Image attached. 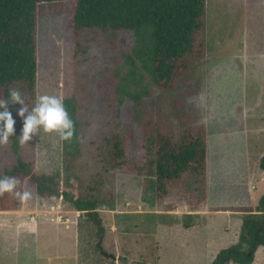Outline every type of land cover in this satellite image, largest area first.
<instances>
[{"label": "rangeland", "instance_id": "obj_1", "mask_svg": "<svg viewBox=\"0 0 264 264\" xmlns=\"http://www.w3.org/2000/svg\"><path fill=\"white\" fill-rule=\"evenodd\" d=\"M75 6V0L39 6L35 98L22 97L31 110L41 95L65 99L78 91V157L65 163V143L55 133L41 131L21 144L20 106L14 105L18 149L11 137L0 145V172L20 154L33 172L55 175L60 192L91 191L103 233L98 239L84 212L61 196H38L26 178L22 192L30 198L20 199L18 210H0V264H210L220 246H230L224 231L230 216L215 212L204 225L206 217L188 214L194 209L177 190L155 201L144 173L105 170L108 158L98 154L94 139L98 130L118 127L128 161L146 164L154 137H146L145 123L154 128L168 121L178 134L185 105L207 130L206 206L254 205L253 196L257 203L264 194V0H206V54L171 93L151 77V26L138 34L89 30L76 46ZM82 46L86 53H76ZM193 223L199 224L188 231ZM255 255L253 264H264V247Z\"/></svg>", "mask_w": 264, "mask_h": 264}, {"label": "trees", "instance_id": "obj_2", "mask_svg": "<svg viewBox=\"0 0 264 264\" xmlns=\"http://www.w3.org/2000/svg\"><path fill=\"white\" fill-rule=\"evenodd\" d=\"M63 1L66 0H0V100H6L9 90L13 88L19 89L23 96H35L38 8L44 3ZM75 1L73 40L76 46L82 42V34L89 30H132L138 34L144 27H152L150 72L155 86L162 93L175 91L193 64L206 54V0ZM86 48H75L76 53L78 50L86 53ZM77 96L64 99L75 124L72 140L64 141L66 164L68 159H77L79 151ZM102 101L104 106L106 99L103 97ZM185 107L179 108L182 129L178 134L168 121L157 123L154 128L150 127L149 121L145 123L146 137H154L153 155L146 164L136 165L128 161L126 140L118 127L108 131H104V128L98 130L94 145L98 154L100 150L108 158L105 170L108 167H129L135 172L144 173L147 176L145 187L154 193L155 201L162 202L173 190H177L192 209H198L207 198V132L205 125L183 110ZM13 108H10L12 112ZM11 138L17 152L18 139L15 135ZM101 146L105 148L101 150ZM259 166L264 171V156ZM4 176L15 177L19 181L17 192H22V183L27 178L38 196L49 199L63 197L77 211L84 212L87 220L97 228L95 234H98V239L101 238L102 222L97 202L89 193L91 191L83 195L74 190L70 194V189L66 187L60 192L55 175L33 172L32 163L20 154L16 156L15 163L0 172V177ZM19 201L20 198L14 193H4L0 195V210H18ZM212 210L241 212L243 216L238 241L221 249L210 264H252L256 250L264 247V194L255 206L216 207Z\"/></svg>", "mask_w": 264, "mask_h": 264}, {"label": "clouds", "instance_id": "obj_3", "mask_svg": "<svg viewBox=\"0 0 264 264\" xmlns=\"http://www.w3.org/2000/svg\"><path fill=\"white\" fill-rule=\"evenodd\" d=\"M19 105L16 115L22 118V130L19 136L21 144H28L34 137L44 133H55L62 141H71L75 134V124L67 111L64 98L59 95H41L36 98L29 110L19 89H10L8 98L0 100V145H6L16 133V118L10 108ZM19 181L15 177H0V195L15 194L21 200L30 198L31 193L17 192Z\"/></svg>", "mask_w": 264, "mask_h": 264}, {"label": "crops", "instance_id": "obj_4", "mask_svg": "<svg viewBox=\"0 0 264 264\" xmlns=\"http://www.w3.org/2000/svg\"><path fill=\"white\" fill-rule=\"evenodd\" d=\"M207 132V130H206ZM207 137V136H206ZM260 167V166H259ZM261 169V168H260ZM263 171V170H262ZM264 172V171H263ZM206 190H207V183H206ZM252 194H253V191H252ZM253 200L255 201V204L254 205H248V206H255L257 203H256V199L254 198L253 196ZM206 201H207V198L205 200L204 203L201 204V206L198 208V209H194L193 211H191L190 215H193L195 216L196 218L197 217H206V222L202 223L204 225L208 224V216L209 215H212L213 213L215 212H224L227 214V216L229 215L231 220L232 221H229L228 223L231 224V225H227L226 227L228 228H225L224 231L231 234L230 236V240L228 241V245H232V244H235L237 241H238V236H239V233H240V229H241V225H242V216H243V213L241 212H232V211H211V209H215L216 207H230V206H215V207H210V206H206ZM258 201V200H257ZM189 205V204H188ZM190 206V205H189ZM202 208H206V211H203L202 213ZM199 223H193V225H190L188 224V231L189 229H192L194 226L198 225ZM234 234V235H233ZM188 247V246H187ZM226 247V246H225ZM223 246H220L216 251L218 252L220 249L222 248H225ZM262 247V246H260ZM258 250V249H257ZM256 250V252H257ZM256 254V253H255ZM256 256V255H255ZM255 261V260H254ZM253 264V263H252Z\"/></svg>", "mask_w": 264, "mask_h": 264}]
</instances>
